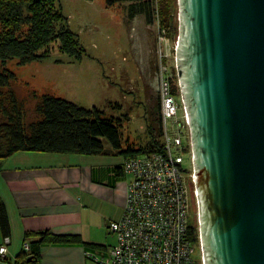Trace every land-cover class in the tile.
Instances as JSON below:
<instances>
[{"label":"water","instance_id":"obj_1","mask_svg":"<svg viewBox=\"0 0 264 264\" xmlns=\"http://www.w3.org/2000/svg\"><path fill=\"white\" fill-rule=\"evenodd\" d=\"M204 264H264V0H177Z\"/></svg>","mask_w":264,"mask_h":264},{"label":"rangeland","instance_id":"obj_2","mask_svg":"<svg viewBox=\"0 0 264 264\" xmlns=\"http://www.w3.org/2000/svg\"><path fill=\"white\" fill-rule=\"evenodd\" d=\"M57 3L84 50L83 56L77 61L62 54L58 44L53 43L44 50L48 56L43 60L25 66L16 60L0 64V71L14 74L9 90L21 102L25 120H35L38 100L50 95L81 108H96L103 117L120 120L123 149L145 146L150 112L156 110L158 99V23L147 25L142 16L130 18L129 4L107 7L104 0ZM167 60L172 62L170 56ZM97 156L122 157L113 151ZM114 244L115 238L110 235L104 245Z\"/></svg>","mask_w":264,"mask_h":264},{"label":"trees","instance_id":"obj_3","mask_svg":"<svg viewBox=\"0 0 264 264\" xmlns=\"http://www.w3.org/2000/svg\"><path fill=\"white\" fill-rule=\"evenodd\" d=\"M104 2L107 7L129 4L127 12L130 18L142 16L147 25L157 22L159 29L165 30L166 36L172 40L178 35L177 0ZM53 43L58 44L62 54L81 60L84 50L77 36L69 30L57 0H0V64L16 60L18 65L25 66L43 60L48 56L44 50ZM12 80L13 73L0 71V168L2 161L18 152L97 156L113 151L126 159L153 151L158 146L161 135L158 97L156 110L150 112L146 145L123 149L120 120L103 117L96 108H81L50 95L38 100L34 112L36 118L27 122L21 102L9 90ZM115 172L124 174L121 166ZM0 232L3 237L9 235V222L1 199ZM25 236L30 237L28 233ZM46 236L50 234L41 233L40 241L29 243V258L26 257L24 262H38L40 246ZM52 239L57 241V238Z\"/></svg>","mask_w":264,"mask_h":264},{"label":"built area","instance_id":"obj_4","mask_svg":"<svg viewBox=\"0 0 264 264\" xmlns=\"http://www.w3.org/2000/svg\"><path fill=\"white\" fill-rule=\"evenodd\" d=\"M156 55L161 121L158 146L124 159L121 167L129 177L125 206L118 220L104 224L115 244L107 248L105 256L85 253L94 264H204L175 42H170L163 29L157 36ZM169 56L172 62L167 60ZM9 244V237H4L2 261ZM22 249L27 252L29 244L24 242Z\"/></svg>","mask_w":264,"mask_h":264},{"label":"crops","instance_id":"obj_5","mask_svg":"<svg viewBox=\"0 0 264 264\" xmlns=\"http://www.w3.org/2000/svg\"><path fill=\"white\" fill-rule=\"evenodd\" d=\"M123 161V157L36 152H18L5 159L0 199L10 244L0 264H29L24 260L30 250L23 251L22 244L40 241L46 232L50 236L41 243L36 264H94L85 253L105 256L110 235L104 224L118 220L125 206L129 177L115 172ZM3 238L0 232V245Z\"/></svg>","mask_w":264,"mask_h":264}]
</instances>
